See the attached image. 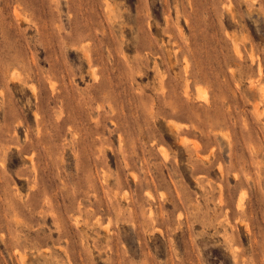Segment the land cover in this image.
Masks as SVG:
<instances>
[{
    "label": "rangeland",
    "instance_id": "obj_1",
    "mask_svg": "<svg viewBox=\"0 0 264 264\" xmlns=\"http://www.w3.org/2000/svg\"><path fill=\"white\" fill-rule=\"evenodd\" d=\"M0 264H264V0H0Z\"/></svg>",
    "mask_w": 264,
    "mask_h": 264
}]
</instances>
